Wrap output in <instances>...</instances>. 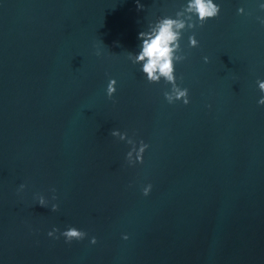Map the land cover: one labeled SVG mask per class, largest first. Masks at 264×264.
<instances>
[{
    "label": "water",
    "instance_id": "1",
    "mask_svg": "<svg viewBox=\"0 0 264 264\" xmlns=\"http://www.w3.org/2000/svg\"><path fill=\"white\" fill-rule=\"evenodd\" d=\"M212 2L0 0V264H264V0ZM166 19L174 84L138 61Z\"/></svg>",
    "mask_w": 264,
    "mask_h": 264
},
{
    "label": "clouds",
    "instance_id": "2",
    "mask_svg": "<svg viewBox=\"0 0 264 264\" xmlns=\"http://www.w3.org/2000/svg\"><path fill=\"white\" fill-rule=\"evenodd\" d=\"M139 8H142L143 5L138 4ZM189 10L193 11L195 16L198 18L200 26H203L209 19L217 18L221 12V7L216 3L214 4L212 0H189ZM239 13L243 12V8H240ZM183 22H178L172 19L164 20L157 31L153 34L146 35L145 33H140L139 38L143 41L142 51L138 56V61L143 62V72L147 74L149 81L155 82L164 77L170 83H175L176 80V66L174 60L177 62L184 61L186 56H176L175 53L177 49L180 48L178 43L180 38V33L176 29L184 28ZM191 27H195L192 25ZM190 46L195 48L199 47V41L196 39L195 35L190 38ZM205 62L208 61V57H205ZM116 81L114 79L110 80L107 86V96L109 99H112L117 91L115 87ZM261 89H264V83H260ZM173 91L176 93L175 99L182 100L185 105L190 103L189 99V90L183 88L179 90L174 87ZM167 101L171 104L173 103V96L171 94L165 93ZM258 103L264 105V98H261ZM111 135L114 137L120 136V139L123 140L124 137L120 135L118 131L113 130ZM131 143V141H129ZM149 148V145L143 140L140 141L139 147L134 148L133 151L136 152V161L135 164L144 162V153ZM132 152L127 153V159L131 158ZM26 185H20V190H23ZM55 193V189H51ZM152 191V185L149 184L143 189V194L148 196ZM54 199H57L54 196ZM39 204L41 206H46L43 198L39 199ZM52 211L59 210V204H53L51 207ZM60 232L59 228H53L52 231L48 233L50 237L59 239L56 235ZM61 235L65 238L66 242L71 243L72 241H81L87 237V233L76 227H69L64 230ZM124 239H128V236H125ZM92 244L97 243V239L92 237Z\"/></svg>",
    "mask_w": 264,
    "mask_h": 264
}]
</instances>
